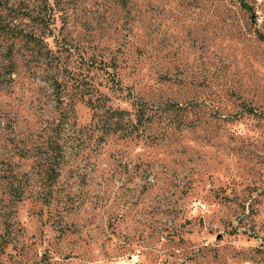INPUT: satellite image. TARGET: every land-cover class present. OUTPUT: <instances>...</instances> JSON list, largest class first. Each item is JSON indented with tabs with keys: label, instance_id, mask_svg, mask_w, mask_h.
Listing matches in <instances>:
<instances>
[{
	"label": "rangeland",
	"instance_id": "1",
	"mask_svg": "<svg viewBox=\"0 0 264 264\" xmlns=\"http://www.w3.org/2000/svg\"><path fill=\"white\" fill-rule=\"evenodd\" d=\"M0 6L39 37L0 48V264H264V0Z\"/></svg>",
	"mask_w": 264,
	"mask_h": 264
},
{
	"label": "trees",
	"instance_id": "2",
	"mask_svg": "<svg viewBox=\"0 0 264 264\" xmlns=\"http://www.w3.org/2000/svg\"><path fill=\"white\" fill-rule=\"evenodd\" d=\"M242 5L244 7H247L245 3H242ZM4 10L5 11H3V7L0 6V48L3 52V66L6 69V72L11 75L15 66L13 55L16 53V51H18L20 47L25 44L22 41H25L27 38L33 40L34 38H37V36L32 31H23L20 21H16V19L20 16L18 10L12 8H4ZM51 11L52 7L50 6L48 7L47 13L50 14ZM42 23L43 27L47 28L48 25H46V21L44 20ZM37 39H39V37ZM2 80H0V82ZM88 102L93 108L100 107L99 105H92V101H90L89 99ZM131 113L133 114V118L130 116ZM143 115L144 113L142 108L136 104L133 105V112H130L126 109L107 106L104 108L103 115L101 117L102 123L100 125V128L104 133L122 132L123 135H127L132 133L133 131H136L138 127H140ZM50 147L52 149L53 155L48 161L46 159L45 165H43L45 167L42 168L44 172L42 176L43 179H41L43 180V185L46 184L48 178H53L57 174V172L54 170V166L59 165L63 156L62 148L60 147V145L55 143ZM49 197H51L50 190L40 196L43 201H47Z\"/></svg>",
	"mask_w": 264,
	"mask_h": 264
}]
</instances>
